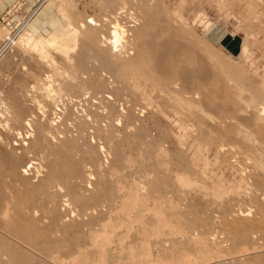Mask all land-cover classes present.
<instances>
[{
    "label": "rangeland",
    "instance_id": "obj_1",
    "mask_svg": "<svg viewBox=\"0 0 264 264\" xmlns=\"http://www.w3.org/2000/svg\"><path fill=\"white\" fill-rule=\"evenodd\" d=\"M103 1L0 0V163L2 161L0 165L3 166L0 167V189L4 202V212L0 214V219L3 218V221L9 222L10 218H8V215L15 219V212L18 211L15 208L18 206L17 208H19L21 213L23 210L24 213L22 214H25L26 220L36 222L37 231L34 232L33 237L38 242L37 246L33 247L14 233L12 225H8L9 227H6L7 230L0 226V236H2L0 240L6 241L5 243L11 245L14 249L11 254L0 250V264H12L13 257L24 258V255L26 259L22 260L23 264H32L33 262V264H94V262L95 264H109L110 262V264H170L172 263L170 262L172 259L174 261L173 257H175V253H178L182 249L181 243H187L189 239L192 240H189V243L192 242V245L196 243L195 245L200 246L201 249L204 247L202 253L209 259L215 255L216 258H211L213 262L217 261L219 264H231L232 262V264H242L243 262L248 264H264V259H262L263 261L261 260V258H264V241L260 240V237L264 240V230L262 229L264 228V223L260 221H264V216H262L264 215V207H262L264 205V0H139V2L138 0H124L123 3L126 4L125 7L127 6V9L125 8L127 16L128 14L129 16L133 15L136 11L142 13L144 7L148 8V14L143 13L144 17L148 15V19L147 17H143L141 18L142 20L140 19L141 22H139L140 26L144 25L146 28V34L149 33L153 26L173 25L172 27L179 33L180 38L178 39L184 43L185 55L180 64H185L183 67L189 69V73H193L189 75H194L193 78L186 75L193 82L187 78L185 80L182 78L184 80L182 81L180 80L181 76L173 75L162 84L147 79L136 72L133 65L127 64L126 61L122 62V58L125 56L120 55V52H124V47L126 46L123 43V38L119 41V45L122 42V45L125 46L122 49L117 44L116 51L110 52L112 54V61L110 63H107L105 66V63L103 65L101 61L97 62L99 57L93 53L96 50L91 49L90 51L92 47L87 43L90 40L86 36L84 37L83 30L93 33L95 27L98 25L89 23L86 19L89 17H92L95 21L101 19L102 15L106 12L105 5L107 4L108 7L111 3L119 4L120 0ZM134 3L135 5H133ZM136 3L139 8H143L141 11ZM100 4L105 5L100 6ZM74 27H78L77 31L70 38L67 34L71 33ZM102 33H105L104 36L109 34L107 31ZM5 34L11 37L10 42L3 36ZM81 35L85 38L86 44ZM21 36L24 38L31 36L36 41L42 38V42H45V45L41 46L43 48L33 47L23 42L25 39L20 41ZM51 41L57 43L50 44ZM46 42H50V45H47ZM62 42L65 44L62 45ZM118 47L119 49H117ZM77 54L80 55L78 56ZM122 54L124 55V53ZM196 55H201L199 57L203 62L199 60L200 64L203 63L204 65L205 62L206 66H204L206 68L203 69L202 65V71L199 68L200 64H198L199 69L197 68L198 59L200 58L197 59L198 56ZM81 66L84 67L82 68ZM86 66L87 68L90 66V68L87 69ZM192 67L197 69L194 68V70ZM205 69L206 72L203 73ZM199 70L203 73L202 75H205L201 76ZM195 71L199 72L200 75L198 73V76ZM90 74H93L92 79L95 77L93 84L89 80ZM205 77L207 78L205 79ZM86 80H88L89 86L93 85V87L91 86L92 88L87 86ZM98 82L102 84L100 85ZM172 84L178 86L176 88L174 86V89L173 86L172 88L170 87ZM187 84L189 86L186 87ZM183 86L185 89L182 92L180 89ZM199 87L206 88L207 90L203 88V90H206V94ZM198 89L202 92H200L202 98L198 95ZM14 97L24 110L21 116H14L10 111ZM200 102H202V106L199 104ZM195 106L200 107V109ZM108 112L112 114H110L112 117ZM94 113L96 117H94ZM97 113L105 114L104 118L102 117L103 115L98 116ZM119 114L121 119L118 116ZM76 115L78 117L75 119ZM62 116L65 117L63 118ZM56 118L59 121L61 119L65 121H58L57 124L55 123ZM95 118L96 121L98 119L101 122L100 125H97L99 122L97 121V123ZM47 120L49 122L54 120L55 125L52 124L53 122L51 123L54 128L48 127L49 122ZM63 123H65L64 126L62 125ZM213 124L215 127L217 125L216 129L213 127ZM37 125L44 127L46 137L48 138L43 140V145L37 147L38 149L32 147V142L36 139L35 128ZM56 125H61L60 128L63 126L65 131L63 130L64 128L61 131ZM124 125L126 128L123 127ZM55 127L59 129V132ZM92 127L95 131L92 130ZM110 127L112 129H109ZM49 129L53 130L48 132ZM127 131L129 132L127 133ZM74 132L78 135L74 134ZM49 134L52 137L54 135V138H51ZM63 137H68V140L64 141ZM51 140H55V142ZM50 143H56V145L52 146ZM14 145L15 147H13ZM68 145L70 146L67 147ZM221 146L225 148L222 150ZM77 147H79L78 150ZM33 148L37 150L34 151ZM103 148L107 151L108 149L110 151L114 149V151L107 152ZM60 149L62 154L68 153L70 158L66 153L68 157L63 155L61 159L58 158L57 156H62L59 151ZM32 151L34 152L32 153ZM56 151H59L60 154ZM44 152L48 156L52 154V157L45 155V159L48 157V162H44V165L42 164V169L41 160L44 158ZM13 153L14 155H12ZM73 153H75V156L77 154V156L72 155ZM39 154L40 156L42 155L41 160H39ZM53 154H57V156ZM228 154L231 155L229 156ZM97 155H99L98 158ZM49 158L54 159V161ZM64 158L69 161L64 160ZM56 159L57 164L55 162ZM37 161H40V166ZM58 161H61V166ZM64 162H70V164L66 165ZM97 162H100V166H98ZM62 164L66 165L69 169L64 166L63 168ZM108 164L114 166L109 168ZM103 165H108V168L113 170H107V166L103 167ZM13 166L17 172L12 177L13 172L11 168ZM52 166L54 170H52ZM73 166L76 170H72ZM37 167H40L41 171ZM62 168L67 170V172L65 170V172H62ZM84 168L89 169L84 170ZM45 169L62 172L63 174L61 173V176H59L61 179L59 177H54L56 179H53V176L50 174L51 171ZM36 170L40 172L37 173ZM250 170L253 171L248 174ZM254 170L256 171L255 173ZM94 171L96 172L94 173ZM109 171L112 173L115 171L112 174L113 176L110 175L111 172ZM22 173L28 177L25 178ZM89 176H93L91 181H89V178H91ZM102 176L107 180L105 181ZM4 178H8L9 180L6 179L8 181H5L3 180ZM66 179L70 182L74 181L71 183L72 185H76L72 187L71 183L67 182ZM64 181L68 184L64 183ZM7 182H10V187L7 185ZM90 182L93 183L91 184ZM2 183H5L4 185L11 192H6L7 190L5 189L8 188H5ZM88 183H90L91 187L95 185V188H91L87 185ZM56 185L60 187L58 188ZM100 186L104 191L102 188L98 189ZM261 186L263 187L262 189L260 188ZM130 187H133V190ZM66 188L68 191H66ZM60 189L63 195L60 193ZM253 190H255L256 194ZM42 191L47 192V195ZM58 191L59 193H57ZM12 192L14 193L13 196H9ZM48 192L50 193L48 194ZM65 192H71V194L66 193V197L64 195ZM81 192L86 193L80 195L83 200L80 197L78 198L77 195L81 194ZM90 194H95L96 197L94 195L90 196ZM45 195L46 197H43ZM60 195L66 199H62V196L60 198ZM84 195H88L89 199ZM135 195L137 198H135ZM12 197H15V199L13 198V200ZM69 197L71 201H66L69 200ZM11 199L14 201V204H12ZM63 201L67 205L64 206ZM258 201L261 203L258 204ZM256 203L261 208L257 207ZM79 205L81 208H79ZM14 206L15 208L13 209ZM57 206H60V209ZM62 207L66 208V210ZM175 207H178L176 211ZM142 208L147 210L145 211ZM165 208L166 212L168 211L167 213L165 212ZM94 209L98 211V215ZM259 209H263V214H260ZM74 210L76 212L71 213ZM156 210L157 213L155 212ZM113 211L115 212V216ZM180 211H183L182 214ZM10 212L14 214H10ZM227 212L228 216L225 214ZM235 212L238 213V215L236 214L237 216ZM248 212H250V215ZM46 213L49 214V219H47ZM223 213L225 214L223 220L226 219L227 221L229 220L226 217L229 219L233 217L234 219L238 218V222L242 219L247 223L253 220L259 221L260 226L257 229V233H253L254 228H252V235L242 237L239 241H234L235 239L233 238L224 240L225 242L223 239L220 240L216 233L224 227L221 223ZM230 214H234V216L229 217ZM257 214L260 218L257 217ZM123 215L124 217H122ZM194 216L198 217V219ZM243 216L249 217L247 219L250 221H247ZM6 217L8 220H6ZM120 217L121 219H119ZM76 219L78 220L76 221ZM69 221L71 222L69 223ZM213 221L215 223L211 224L210 222ZM72 222L74 223L73 225H71ZM104 223L108 226H104ZM216 223L220 224L217 225ZM48 225L51 226L52 231L48 228ZM215 225L217 231H212L211 227L213 226V230H215ZM139 226L141 229H139ZM93 230H96L95 233ZM213 232L215 234L210 238ZM199 234L201 235L199 236ZM69 236L77 241L70 240L71 237ZM59 238L60 241H57ZM89 238L91 239L89 240ZM65 240L66 243H64ZM84 240L87 241L84 242ZM242 240L243 242H241ZM16 241L18 242L16 243ZM71 241L73 245H71ZM171 241L179 245L178 247L176 246V251L174 249L171 250L172 252L168 251ZM205 241L211 244H205ZM200 242L201 245H199ZM226 242L228 243L227 245ZM236 242L240 244H236ZM219 243L222 244V247ZM60 244L61 246L63 245L62 248ZM212 244L213 246H211ZM70 245L73 248L71 247L69 250ZM217 246L219 249L222 248V250L220 249L219 251ZM39 247L44 249V256H42L43 254L39 250ZM153 247L157 251H160V248L164 247L167 249V252L162 255L159 251L156 252ZM213 247H216L217 250ZM56 248L59 252H63L57 253ZM232 248L233 250H230ZM236 248H239L240 252ZM253 254L256 257L252 258ZM171 255L173 256L171 257ZM245 255L249 260L252 258L251 262ZM34 256L37 261L34 259ZM239 258L241 261H239ZM231 259L233 260L232 262ZM185 260L191 264V255L186 254ZM242 260L244 261L242 262ZM246 260L248 262H245ZM67 261L71 262L68 263ZM210 261V263H213L212 260Z\"/></svg>",
    "mask_w": 264,
    "mask_h": 264
},
{
    "label": "bare ground",
    "instance_id": "obj_2",
    "mask_svg": "<svg viewBox=\"0 0 264 264\" xmlns=\"http://www.w3.org/2000/svg\"><path fill=\"white\" fill-rule=\"evenodd\" d=\"M103 1V0H102ZM108 1V0H107ZM107 1H103V2H107ZM121 1V2H120ZM119 1V4H114V3H111L110 5H108V7H107V4L105 5L106 6V12L102 15L103 17L101 18V19H99V20H97V21H95L92 17H87L88 19H86L89 23H92V24H96V26L97 27H95V31H93V33H89V32H85V30H83V29H80V30H83V32H84V37L86 36L90 41L88 42L87 41V43H89L90 44V46L92 47V48H90V51H91V49H95L96 50V52H93V53H95V54H97L96 56L97 57H99V59L97 60V62H99V61H101V63H103V65H104V63H105V66L107 65V63H110L112 60V54H110V52H113V50H115L116 49V46H117V44H118V46L119 47H124L125 45V50H124V52H120L121 54L120 55H122V56H125L124 58H122L123 60H122V62L124 61H126L127 62V64H131V66L133 65V67H134V69H135V71L136 72H138L140 75H142V76H145L147 79H149V80H151V81H157L158 83H160V84H162V83H165L166 82V80L168 79V78H171L173 75H178V76H181V79H180V77H179V79L180 80H182V78L185 80V78H187L186 77V75H188V77H191V78H193V76L194 75H192V76H189L190 75V73H189V69H187L186 67H183V66H185V64L184 65H181L180 63H182V59H184L183 57H184V55H185V50H184V48H185V46L183 45L184 43H182L178 38H180L179 37V33L176 31V29L174 28V27H172L173 25H158V26H153L151 29H150V31H149V33H147L146 34V28L144 27V25H142V26H140L139 24V22H141L140 21V19L141 18H143L144 16H143V13L144 14H148V8L147 7H144V9L143 8H139L138 7V5H137V3H136V5H137V7L140 9V11H141V9H143L142 10V13L141 12H137L136 11V13H134L133 15H130L129 16V14H128V16L126 15V9H127V6L125 7V3H123L124 2V0H120ZM136 1V0H135ZM142 1V0H141ZM110 2V1H109ZM134 2V1H133ZM138 2H139V0H138ZM101 3V2H100ZM150 3V2H149ZM101 4H103V3H101ZM100 4V6H104V5H101ZM152 4V3H151ZM133 5H135V3L133 4ZM150 5V4H149ZM134 7V6H133ZM136 7V6H135ZM103 8H105V7H103ZM126 8V9H125ZM133 9H135V8H133ZM105 10V9H104ZM103 10V11H104ZM149 10H150V8H149ZM131 11V10H130ZM134 12V11H133ZM150 12H151V10H150ZM150 12H149V14H150ZM148 15H146V17H147ZM146 17H144V18H146ZM147 19H148V17H147ZM142 20V19H141ZM86 21V22H87ZM87 22V23H88ZM86 23V24H87ZM88 23V24H89ZM80 25V24H79ZM82 25H83V23H82ZM80 27H82V26H80ZM86 27H87V29H88V26L86 25ZM181 27V26H180ZM77 28L78 27H74L72 30L73 31H71V33H69V34H67V35H69V37L71 38L75 33H76V31H77ZM79 30V31H80ZM98 30H99V32H98ZM120 30V31H119ZM179 30V29H178ZM100 31H101V33L102 32H105V31H107L109 34H106V36H104L105 35V33H100ZM82 32V33H83ZM180 32V31H179ZM66 35V36H67ZM108 35H110V36H108ZM5 38H7V40L10 42V40H11V37L9 36V35H7V34H5V35H3ZM61 36V35H60ZM65 36V37H66ZM82 37H83V35H81ZM13 37V36H12ZM62 37V36H61ZM83 37V40H85V38ZM38 38V37H37ZM41 38V37H40ZM68 38V37H67ZM123 38V43H125V45L123 46L122 44V42H121V45H119V41H121V39ZM187 38V37H186ZM25 39V40H24ZM69 39V38H68ZM82 39V38H81ZM192 39V38H191ZM190 39V40H191ZM6 40V39H5ZM20 41H23V42H25V43H27V44H29V45H31V46H33V47H41V46H44L45 44V42L43 43L42 41V38L41 39H39L38 41H36V40H34V39H32L31 38V36L30 37H27V38H24L23 36H21L20 37V39H19ZM41 40V42H39ZM7 41V42H8ZM47 41V40H46ZM50 41V40H49ZM47 43V45L50 43V42H46ZM52 43H57V42H52L51 41V43L50 44H52ZM84 43L86 44V40L84 41ZM9 44V43H8ZM41 44V45H40ZM49 44V45H50ZM62 45H64L65 43L64 42H62L61 43ZM58 45V44H57ZM6 46V45H5ZM87 47V46H86ZM119 47L117 48V49H119ZM137 47V48H136ZM41 48H43V47H41ZM64 48H66V47H64ZM120 48V50L122 51V49ZM135 48H136V50H135ZM2 49H3V46H2ZM1 49V50H2ZM81 49V48H80ZM82 50H84V49H82ZM188 50V49H187ZM80 51V50H79ZM116 51V50H115ZM196 51V50H195ZM83 53V52H82ZM122 53H124V55L122 54ZM126 53V54H125ZM195 54H198V53H195ZM78 55V54H77ZM76 55V57L78 58V56L80 55H78L77 56ZM117 56V55H116ZM196 56H198L197 57V59L198 58H200L201 57V55H196ZM200 56V57H199ZM96 57V58H97ZM80 59V58H79ZM120 59H121V56H120ZM78 60V59H77ZM76 60V61H77ZM201 61V58L200 59H198V63H197V65L198 64H200V61ZM78 61H80V60H78ZM95 61V60H94ZM201 62H203V61H201ZM77 64H78V62H76ZM82 63V62H81ZM100 63V64H101ZM74 64H75V62H74ZM85 64V63H84ZM97 64V63H96ZM117 64V63H116ZM207 64V63H206ZM91 65V64H90ZM123 65V64H122ZM202 65H203V63L202 64H200V67H199V65L197 66V68L199 67L200 68V70L202 71ZM204 65H205V62H204ZM203 65V69L204 68H206L205 66ZM85 66V65H84ZM83 66V67H84ZM118 66V65H117ZM82 67V66H81ZM82 67V68H83ZM188 67V66H187ZM208 67V66H207ZM82 68H80L81 70H82ZM86 68H87V66H86ZM89 68H90V66H89ZM89 68H87V69H89ZM193 69L195 68V67H192ZM197 68H195V69H197ZM198 68V69H199ZM85 69V68H84ZM192 69V70H193ZM194 69V70H195ZM80 70V71H81ZM86 70V69H85ZM199 70V71H200ZM209 70V69H208ZM87 71V70H86ZM198 71V70H197ZM197 71H195L196 73H197ZM200 71V73H201V76H204V75H202L204 72H206V69H205V71H203V73ZM83 72V71H82ZM199 73V72H198ZM198 73H197V75H198ZM200 73H199V75H200ZM191 74H193V73H191ZM87 75V74H86ZM94 75H95V73H94ZM198 75V76H199ZM90 77H89V80H90V82H92L91 84H93L94 83V78L92 79L91 77L93 76V74L91 75H89ZM95 76H97V75H95ZM200 76V77H201ZM206 76H207V74H206ZM80 77V76H79ZM196 77V76H195ZM194 77V78H195ZM174 78H176L175 76H174ZM178 78V77H177ZM207 77H205V79H206ZM187 79H189V78H187ZM186 79V80H187ZM184 80H182V81H184ZM189 80H191V79H189ZM188 80V81H189ZM198 80H200V79H198ZM87 81V84H88V80H86ZM181 81V82H182ZM187 81V83H189ZM192 81V80H191ZM191 81H190V83H191ZM193 82V81H192ZM176 83V82H175ZM178 83V82H177ZM185 83V82H184ZM90 84V85H91ZM98 84H102V83H99L98 82ZM170 84V83H169ZM195 84V83H194ZM204 84V83H203ZM96 85V84H95ZM152 85V84H151ZM178 85H179V83H178ZM178 85H170V87L172 88V86H173V88H174V86H175V88L178 86ZM193 85V84H192ZM87 86H89V84L87 85ZM92 87H93V85H91ZM91 86H89V87H91ZM180 86V85H179ZM185 86V85H184ZM183 86V88H181L180 90L183 92V89H185V87ZM187 86H189V84H187L186 85V87ZM91 87V88H92ZM167 87H168V85H167ZM169 87V88H170ZM182 87V86H181ZM192 87V86H191ZM174 88V89H175ZM200 89L202 88V87H199ZM204 88V87H203ZM203 88L201 89V91L203 90ZM187 89V88H186ZM191 89V88H190ZM200 89H198V91H199V97H201L202 98V95L200 96ZM204 89H206V88H204ZM95 90V89H94ZM179 90V91H180ZM207 90V89H206ZM206 90H203L204 91V93L206 92ZM185 91V90H184ZM188 91H191V90H188ZM202 91V92H203ZM118 92V91H117ZM192 92V91H191ZM201 92V93H202ZM203 93V94H204ZM206 94V93H205ZM207 97V96H206ZM20 100V99H19ZM203 100V99H202ZM204 101V100H203ZM211 103V102H210ZM199 104H201V106H202V102H200ZM205 104V103H204ZM103 106V105H102ZM197 106V105H196ZM195 106V107H196ZM219 106V105H218ZM40 107H42V106H40ZM205 107V106H204ZM104 108H106V107H104ZM107 108H109V107H107ZM196 108H199L200 109V107H196ZM208 108V107H207ZM213 108V107H212ZM75 109V108H74ZM112 109V108H111ZM110 109V110H111ZM45 110V109H44ZM91 110V109H90ZM96 110V109H95ZM208 110H210L209 108H208ZM12 113H13V115L14 116H21V115H23V113H24V110H23V108L21 107V105L19 104V102H18V100L14 97V102H13V104H12V106H11V110H10ZM71 111V110H70ZM104 111V110H103ZM90 112H92V111H90ZM96 112V111H95ZM102 112V111H101ZM70 113V112H69ZM69 113H66V114H69ZM75 113V112H74ZM73 113V114H74ZM103 113V112H102ZM109 113V112H108ZM28 114V113H27ZM76 114V113H75ZM78 114V113H77ZM107 114V113H106ZM111 113H109V115H110ZM97 115L99 116V115H103L102 117L104 118V115L105 114H98L97 113ZM112 115V114H111ZM110 115V116H111ZM71 116H72V114H71ZM70 116V117H71ZM109 116V117H110ZM119 116V118L121 119V117H120V114L118 115ZM118 116H117V119H118ZM63 117V116H62ZM65 117V116H64ZM63 117V118H64ZM73 117V116H72ZM78 116L76 115V117H75V119L77 118ZM94 117H96V115H95V113H94ZM93 117V118H94ZM112 117V116H111ZM53 119H54V117H52ZM52 118H51V120H52ZM79 118H82V117H79ZM107 118V117H106ZM45 119V118H44ZM50 119V118H49ZM58 118H56L55 120H56V122L55 123H57L58 124V121L59 120H57ZM68 119H70V118H68ZM67 119V120H68ZM100 119V118H99ZM64 120V119H63ZM63 120L61 119V121H59V122H63ZM73 120H74V118H73ZM82 120V119H81ZM86 120V119H85ZM90 120V119H89ZM109 120V119H108ZM110 120H111V118H110ZM48 121V120H47ZM65 121V120H64ZM83 121H84V119H83ZM95 121H96V118H95ZM97 121H98V119H97ZM96 121V122H97ZM105 121H106V119H105ZM116 121V120H115ZM27 122V121H26ZM36 122V121H35ZM37 122H38V119H37ZM46 122V121H45ZM49 122V121H48ZM53 122V123H52ZM50 121L49 123H48V127H53L54 128V126H52L51 125V123L53 124V125H55V123H54V120L53 121ZM70 122V121H69ZM71 122H72V119H71ZM96 122H95V124H96ZM99 122V124H97V125H100V121H98ZM97 122V123H98ZM117 122H118V120H117ZM73 123H75V122H73ZM85 123V122H84ZM83 123V124H84ZM90 123V122H89ZM92 123V122H91ZM107 123L109 124V122L107 121ZM113 123V122H112ZM23 124V123H22ZM27 124V123H26ZM43 124V123H42ZM64 124L65 123H63L62 125L64 126ZM80 124V123H79ZM82 124V125H83ZM87 124V123H86ZM85 124V125H86ZM215 124V123H214ZM213 124V125H214ZM216 124H217V122H216ZM218 125V124H217ZM217 125H216V127H217ZM220 125V124H219ZM58 125H56V127H57ZM62 126V128H64ZM75 126V125H74ZM80 127H81V125H79ZM78 126V127H79ZM102 126V125H101ZM109 126H110V124H109ZM47 127V126H46ZM55 127V128H56ZM61 127V125L60 126H58V128L62 131V128H60ZM66 127H68V126H66ZM98 127V126H97ZM124 128H126L125 127V125L123 126ZM215 129H216V127H215V125L213 126ZM219 127V126H218ZM222 127V126H221ZM58 128H56V129H58ZM86 128V127H85ZM99 128V127H98ZM106 128V127H105ZM224 128V127H223ZM29 129V128H28ZM36 139L32 142V147H41L42 145H43V140L46 138V139H48L46 136V133H45V129H44V127L43 126H40V125H37L36 126ZM59 129L57 130L58 132H59ZM67 129V128H66ZM81 129V128H80ZM109 129H112V127H110ZM128 129V128H127ZM217 129H219V128H217ZM222 129V128H221ZM51 130H53V129H49V131L48 132H50ZM64 131H65V128L63 129ZM78 130V129H77ZM83 130V129H82ZM85 130V129H84ZM92 130H93V127H92ZM97 130V129H96ZM100 130V129H99ZM107 130V129H106ZM114 130V129H113ZM220 130V129H219ZM254 130V129H253ZM93 131H95V130H93ZM112 131V130H111ZM115 131V130H114ZM222 131V130H221ZM67 132H68V134H69V131L67 130ZM77 132V131H76ZM82 132V131H81ZM97 132V131H96ZM107 132H108V130H107ZM123 132V131H122ZM129 131H127V133H128ZM140 133H141V131H139ZM223 132V131H222ZM261 132V131H260ZM55 133V132H54ZM66 133V132H65ZM64 133V134H65ZM95 133V132H94ZM99 133V132H98ZM101 133V132H100ZM116 133V132H115ZM124 134H125V132H123ZM257 133V132H256ZM56 134V133H55ZM74 134H77V133H75L74 132ZM102 134H104V133H102ZM107 134V133H106ZM110 134H111V132H110ZM122 134V133H121ZM59 135H61L60 133H59ZM78 135V134H77ZM95 135V134H94ZM109 135V134H108ZM123 135V134H122ZM259 135V134H258ZM261 136H263L262 134H260ZM49 136L51 137V138H54V135H53V137H52V135H50L49 134ZM71 136V135H70ZM99 136V135H98ZM101 136V135H100ZM105 136V135H104ZM119 136V135H118ZM81 137V136H80ZM103 137V136H102ZM108 137V136H107ZM120 137H122V136H120ZM124 137V136H123ZM122 137V138H123ZM264 137V136H263ZM60 138V137H59ZM68 137H63V140L65 141L66 139H67ZM78 138V137H77ZM105 138V137H104ZM73 139H74V137H73ZM80 139V138H79ZM260 139V138H259ZM264 139V138H263ZM262 139V140H263ZM62 140V141H63ZM68 140V139H67ZM66 140V141H67ZM72 140V139H71ZM256 140H258V139H256ZM51 141H53V142H55V140H51ZM51 141H49V142H51ZM58 141H59V139H58ZM61 141V140H60ZM74 141H76V140H74ZM108 141V140H107ZM47 142V141H46ZM69 142V141H68ZM71 142V141H70ZM85 142V141H84ZM111 142H113V141H111ZM64 143V142H63ZM74 143H76V142H74ZM77 143H78V140H77ZM76 143V144H77ZM82 143V142H81ZM44 144H45V142H44ZM49 144V143H48ZM48 144H47V146H48ZM67 144V143H66ZM108 144V143H107ZM112 144V143H111ZM18 145H20V144H18ZM50 145H56V143L55 144H51L50 143ZM60 145V144H59ZM59 145H57L58 147H59ZM64 145V144H63ZM62 145V146H63ZM72 145V144H71ZM75 145V144H74ZM73 145V146H74ZM82 146H83V143L81 144ZM87 145V144H86ZM222 145V144H221ZM17 146V145H16ZM31 146V145H30ZM51 146V147H52ZM56 146V147H57ZM70 145H68L67 147H69ZM13 147H15V145L13 146ZM20 147V146H19ZM50 147V146H49ZM50 147V148H51ZM57 147V148H58ZM108 147H112V146H108ZM107 147V148H108ZM222 147V146H221ZM220 147V148H221ZM33 148V149H34ZM44 148V147H43ZM50 148H48V149H50ZM53 148V147H52ZM66 148V147H65ZM64 148V149H65ZM74 148V147H73ZM78 148L79 147H77V150H78ZM106 148V147H105ZM117 148V147H116ZM223 148H225V147H222L221 149L223 150ZM8 149V148H7ZM38 149V148H37ZM37 149H34V151L35 150H37ZM46 149H47V147H46ZM53 149H55V148H53ZM52 149V150H53ZM62 150H63V148H61ZM61 149L59 150L60 152H61ZM110 149H112V148H110ZM10 150H12V149H10ZM9 150V151H10ZM30 150V149H29ZM57 150V149H56ZM84 150V149H83ZM82 150V151H83ZM103 150H106V149H104L103 148ZM34 151H32V153L34 152ZM44 151H45V149H44ZM53 151H55V150H53ZM52 151V152H53ZM59 151H56V152H59ZM80 151V150H79ZM107 151V150H106ZM108 151H110L109 149H108ZM107 151V152H108ZM112 151H114V149L112 150ZM112 151H110V152H112ZM116 151H117V149H116ZM30 152H31V150H30ZM43 152V151H42ZM47 152H48V154H49V151L47 150ZM56 152H54V153H56ZM60 152H59V154H60ZM68 152V151H67ZM51 153V152H50ZM66 153V152H65ZM65 153H63L62 154V152H61V154H62V156H57V154L55 155V154H53V155H55V156H57L58 158H62L63 157V155H65V157H68L69 156V158H70V155L68 154V153H66V154H68V156L65 154ZM98 153V152H97ZM96 153V154H97ZM116 153V152H115ZM37 154V153H36ZM42 154V153H41ZM48 154H46V152H44V154H43V156H44V158L43 159H45V155H47L48 156ZM71 154V153H70ZM75 153H73L72 155H74ZM100 154V153H99ZM12 155H14V153L12 154ZM35 155V154H34ZM229 156L231 155V154H228ZM1 156V155H0ZM39 156H40V154H39ZM39 156H37V157H39ZM42 156V155H41ZM41 156L39 157V160H41L40 158H41ZM50 157H52V154L51 155H49ZM48 156V157H49ZM75 156V155H74ZM76 156H77V154H76ZM75 156V157H76ZM96 156V155H95ZM98 156L99 155H97V158H98ZM101 156V155H100ZM236 156V155H235ZM48 157H46V161L44 160L43 161V159L41 160L42 162H41V166H42V164L44 165V162H48ZM54 157V156H53ZM57 158V159H58ZM72 158V157H71ZM96 158V157H95ZM50 159V158H49ZM54 159H55V157H54ZM54 159H50V160H53L54 161ZM57 159H56V164H57ZM5 160V159H4ZM64 160H68V159H66V158H64ZM74 160V159H73ZM235 160H237V159H235ZM32 161V160H31ZM69 161V160H68ZM77 161V160H76ZM96 161V160H95ZM98 161V160H97ZM100 161V160H99ZM6 162V161H5ZM9 162V161H8ZM34 162V161H33ZM38 162V161H37ZM51 162V161H50ZM61 161H58V163H59V165L61 164L60 163ZM236 162V161H235ZM4 163V162H3ZM40 163V161L38 162V164ZM66 165H68V164H70V162H68V163H66V162H64ZM98 163V162H97ZM0 164H2V161H1V163ZM52 164V163H51ZM80 164V163H79ZM104 164V163H103ZM66 165H64V164H62V167L64 166V167H66V168H68ZM76 165V164H75ZM101 165H102V162H101ZM109 165V164H108ZM108 165H106L107 166V170L112 166H110L109 165V168H108ZM39 166H40V164H39ZM61 166V165H60ZM81 166H83V165H81ZM98 166H100V162L98 163ZM97 166V167H98ZM106 166H104L103 165V167H106ZM114 166V165H113ZM112 166V167H113ZM0 167H3L2 165H0ZM11 167V166H10ZM63 167V168H64ZM74 167V166H73ZM72 167V170L73 169H75V167L73 168ZM76 167H77V165H76ZM83 167H86V166H83ZM111 167V168H112ZM8 168V167H7ZM38 169L40 168V167H37ZM45 168V167H44ZM49 168H51L50 166H49ZM52 168H53V166H52ZM62 168V169H63ZM258 168H259V166H258ZM3 169V168H2ZM4 169H5V167H4ZM10 169V168H9ZM36 169V168H35ZM37 169V170H38ZM42 169H43V166H42ZM61 169V168H60ZM59 169V170H60ZM69 169V168H68ZM79 169V168H78ZM85 169H89V168H84V170ZM116 169V168H115ZM244 169V168H243ZM23 171H24V169H22ZM37 170H36V172H37ZM40 171H41V169H39ZM45 170H48V169H45ZM52 170H54V168L52 169ZM65 169H63V170H61L62 172L64 171ZM76 170V169H75ZM91 170V169H90ZM89 170V171H90ZM100 170V169H99ZM109 170H111V169H109ZM113 170V169H112ZM111 170V171H112ZM256 170V169H255ZM254 170V173L256 172ZM4 171V170H3ZM7 171V170H6ZM6 171H5V173H6ZM10 171V170H9ZM11 171L13 172L12 173V177H13V175H14V173H16L17 171H16V169H15V167L13 166L12 168H11ZM39 171V172H40ZM48 171H51L50 169L48 170ZM66 172H67V170H65ZM64 171V172H65ZM83 171V170H82ZM81 171V172H82ZM105 171V170H104ZM111 171H109V172H111ZM117 171V170H116ZM253 171V170H252ZM251 170L248 172V174L249 173H251L252 172ZM39 172H37V173H39ZM62 172H60V171H51L50 172V174L53 176V179H56L57 177H59V176H61V173ZM77 172V171H76ZM85 172V171H84ZM96 171H94V173H95ZM115 172V171H114ZM113 172V173H114ZM24 173H26V172H24ZM69 173V172H68ZM67 173V174H68ZM91 173V172H90ZM89 173V174H90ZM105 173V172H104ZM112 172L110 173V175H112L113 174ZM253 173V174H254ZM7 174H8V172H7ZM10 174V173H9ZM23 174V173H22ZM44 174H45V172H44ZM63 174V173H62ZM65 175H66V173H64ZM73 174H74V172H73ZM88 174V175H89ZM24 175V174H23ZM26 175V174H25ZM24 175V176H25ZM64 175V176H65ZM72 175V174H71ZM94 175V174H93ZM255 175V174H254ZM7 176H9V175H7ZM19 176V175H18ZM50 176V175H49ZM48 176V177H49ZM52 176H51V178H52ZM73 176V175H72ZM87 176V175H86ZM113 176V175H112ZM26 177H28V176H25V178ZM54 177H56V178H54ZM69 177H70V174H69ZM89 177H91V178H89ZM89 177H87V178H89L90 180L89 181H91V179H92V177L93 176H89ZM103 177V179H104V176H102ZM110 177V176H109ZM3 178V177H2ZM1 178V179H2ZM21 178V177H20ZM30 178V177H29ZM72 179H73V177H71ZM75 178V177H74ZM86 178V179H87ZM112 178V177H111ZM6 179H8V178H4L3 180H5V181H8V180H6ZM16 179V178H15ZM22 179V178H21ZM59 179H61L60 177H59ZM62 179H63V176H62ZM83 179H85V178H83ZM94 179V178H93ZM101 179V178H100ZM118 179V178H117ZM120 179V178H119ZM253 179H255V178H253ZM29 180V179H28ZM45 180V179H44ZM65 180V179H64ZM67 180V179H66ZM105 180V179H104ZM107 180V179H106ZM105 180V181H106ZM112 181H113V179H111ZM256 180H257V178H256ZM12 181V180H11ZM23 181V180H22ZM34 181V180H33ZM38 182H39V180H37ZM50 181V180H49ZM56 181V180H55ZM117 181V180H116ZM126 181V180H125ZM1 182H3L2 180H1ZM43 182V181H42ZM48 182V181H47ZM51 182V181H50ZM59 182H61L60 180H59ZM66 181H64V183H65ZM67 182H70V181H68L67 180ZM66 182V183H67ZM72 183L74 182V181H71ZM70 182V183H71ZM100 182H102V181H100ZM109 182V181H108ZM108 182H106L107 184H108ZM119 182H120V180H119ZM33 183H35V182H33ZM44 183V182H43ZM53 183V182H52ZM63 183V182H62ZM63 183V185H65ZM72 183L70 184V185H72ZM91 184L93 183V182H90ZM90 183H88L87 185H89ZM131 183V182H130ZM133 183V182H132ZM257 183V182H256ZM1 184V183H0ZM3 184V183H2ZM5 184V183H4ZM3 184V185H4ZM25 184V183H24ZM51 184V183H50ZM58 184V183H57ZM68 184V183H67ZM102 184H104V183H102ZM117 184V183H116ZM122 184V183H121ZM257 184H259V183H257ZM3 185H2V187H3ZM7 185L10 187V182H7ZM53 185V184H52ZM60 185H62V184H60ZM62 185V186H63ZM76 185V184H75ZM74 184L72 185V187L73 186H75ZM104 185H106V184H104ZM132 185V184H131ZM131 185H129V186H131ZM5 186V185H4ZM28 186V185H27ZM43 186H45V185H43ZM43 186H41V187H43ZM49 186V185H48ZM57 187H58V185H56ZM79 186V185H78ZM90 186V185H89ZM97 186V185H96ZM7 186H5V188H6ZM14 187V186H13ZM33 187V186H32ZM40 187V188H41ZM46 187V186H45ZM60 187V186H59ZM58 187V188H59ZM63 187H65V186H63ZM66 187H69V186H66ZM80 187V186H79ZM78 187V188H79ZM85 187V186H84ZM91 187V186H90ZM118 187V186H117ZM123 187V186H122ZM121 187V188H122ZM127 187V186H126ZM134 187V186H133ZM132 187V188H133ZM264 187V186H263ZM262 186L260 187L261 189L263 188ZM4 188V189H5ZM8 188V187H7ZM34 188V187H33ZM36 188V187H35ZM52 188V187H51ZM77 188V187H76ZM81 188V187H80ZM91 188H95V185L94 186H92ZM100 188H102L101 186L98 188V189H100ZM131 188V187H130ZM131 188V189H132ZM135 188V187H134ZM47 189V188H46ZM50 189V188H49ZM64 189V188H63ZM96 189H97V187H96ZM138 189V188H137ZM136 189V190H137ZM5 190H7L6 192H8V191H10L9 190V188L8 189H5ZM36 190V189H35ZM43 190V189H42ZM52 190V189H51ZM69 190H70V188H69ZM73 190V189H72ZM72 190H71V192H72ZM77 190V189H76ZM80 190V189H79ZM102 190H103V188H102ZM101 190V191H102ZM119 190V189H118ZM133 190V189H132ZM4 191V190H3ZM47 191V190H46ZM50 191V190H49ZM54 191H56V190H54ZM66 191H68L67 190V188H66ZM82 191V190H81ZM104 191V190H103ZM11 192V191H10ZM13 192H14V190H13ZM12 192V194L10 195L9 194V196H13V193ZM39 192V191H38ZM42 192H44V194H46L47 192H45V191H42ZM41 192V193H42ZM51 192V191H50ZM50 192H48V194L50 193ZM63 192V191H62ZM71 192H65V194L64 195H66V193H69V194H71ZM76 192V191H75ZM84 192H85V190H84ZM88 192H90V191H88ZM91 192H93L92 190H91ZM129 192V191H128ZM131 192V191H130ZM253 192L255 193V190H253ZM253 192H251V193H253ZM1 189H0V214L1 213H3L4 212V202H3V200H2V196L3 195H1ZM15 193H16V191H15ZM19 193V192H18ZM57 193H59V191L57 192ZM60 193H61V189H60ZM80 193V192H79ZM97 193V192H96ZM134 193V192H133ZM136 193V192H135ZM263 193H264V190H263ZM4 194L6 195V193L4 192ZM62 194V193H61ZM77 194V193H76ZM76 194H74V195H76ZM83 194H86V193H83V192H81V194H77L78 195V198L80 197V198H82V196H80V195H83ZM105 194V193H104ZM128 194V193H127ZM130 194V193H129ZM136 194H138V193H136ZM256 194V193H255ZM20 195V194H19ZM18 195V196H19ZM47 195V194H46ZM46 195L45 196H43V197H46ZM51 195H52V193H51ZM63 195V194H62ZM62 195H60V198H61V196ZM76 195V196H77ZM91 195H94L95 197H96V195L95 194H90V196ZM48 196H50V195H48ZM68 196H71V195H68ZM84 196H86L88 199H89V197H88V195H84ZM83 196V197H84ZM140 196V195H139ZM20 197V196H19ZM34 197V196H33ZM59 197V196H58ZM63 198L62 199H66V198H64V196H62ZM66 197H67V195H66ZM75 197V196H74ZM112 197V196H111ZM128 197V196H127ZM134 197V196H133ZM141 197V196H140ZM256 197V196H255ZM8 198V197H7ZM11 198V197H10ZM15 199V197H12V199ZM22 198V197H21ZM54 198V197H53ZM73 198V197H72ZM135 198H137V196L135 195ZM6 199V198H5ZM11 199V200H12ZM13 199V200H14ZM51 199H52V197H51ZM71 198L69 197V200H66V201H71L70 200ZM75 199V198H74ZM74 199H72V200H74ZM85 199V198H84ZM95 199V198H94ZM11 201L12 202V204H14V201ZM45 200V199H44ZM50 200V199H49ZM53 200V199H52ZM57 200V199H56ZM82 200H83V198H82ZM126 200V199H125ZM7 201V200H6ZM5 201V202H6ZM16 201H17V199H16ZM58 201V200H57ZM76 201V200H75ZM78 201H81V200H78ZM88 201V200H87ZM121 201V200H120ZM230 201V200H229ZM257 201V200H256ZM29 203H30V201H28ZM54 202H56V201H54ZM64 202V201H63ZM132 202V201H131ZM130 202V203H131ZM16 203V202H15ZM44 203V202H43ZM57 203V202H56ZM66 202H64V206L65 205H67V204H65ZM72 203H74L73 201H72ZM71 203V204H72ZM82 203H83V201H82ZM81 203V204H82ZM91 203V202H90ZM124 203V202H123ZM232 204H233V202H231ZM259 203H261V202H259L258 201V204ZM41 204V203H40ZM87 204V203H86ZM118 204V203H117ZM121 204V203H120ZM125 204V203H124ZM225 204V203H224ZM257 204V203H256ZM257 204V207H259V208H261L259 205ZM16 205V204H15ZM56 205V204H55ZM60 205V204H59ZM88 206H89V204H87ZM119 205V204H118ZM128 205V204H127ZM167 205V204H166ZM171 205V204H170ZM229 205H230V202H229ZM263 205V204H262ZM11 206V205H10ZM9 206V208L11 209V207ZM63 206V207H64ZM70 206V205H69ZM82 206V205H81ZM95 206V205H94ZM93 206V207H94ZM129 206V205H128ZM128 206H126V207H128ZM157 206V205H156ZM179 206V205H178ZM8 207V206H7ZM18 206H16V208H15V206L13 207V209L15 208L16 210H18V211H14L16 214V218L15 219H13L14 217H9L10 215H8V218H10V220H9V222L8 221H3L2 219H0V226L1 227H3L4 229H6L7 230V226L9 225H12L13 227H14V233L16 234V235H18V236H20L24 241H26L29 245H31V246H33V247H36L37 246V241L34 239V237H33V234H34V232H36L37 231V228H36V222L35 221H29V220H26V218H25V214L23 215L22 213H24L23 212V210H22V213H21V211L19 210V208H17ZM45 207V206H44ZM58 207V206H57ZM56 207V208H57ZM60 207V206H59ZM58 207V208H59ZM62 207V208H63ZM78 207V206H77ZM76 207V208H77ZM92 207V206H91ZM100 207V206H99ZM98 207V208H99ZM120 207H123V206H120ZM126 207H125V210H126ZM183 207V206H182ZM257 207H255L256 209H258ZM262 207H264V205L262 206ZM79 208H81L80 207V205H79ZM97 208V209H98ZM118 208V207H117ZM129 208V207H128ZM127 208V209H128ZM146 208V207H145ZM145 208H142V209H145ZM154 208H155V206H154ZM164 208V207H163ZM169 208V207H168ZM174 208V207H173ZM178 208V207H177ZM176 207H175V211H176V209H177ZM226 208V207H225ZM235 208V207H234ZM43 209H45V208H43ZM42 209V210H43ZM60 209V208H59ZM63 209H65L66 210V208H63ZM100 209H101V207H100ZM157 209V208H156ZM248 209V208H247ZM246 209V210H247ZM9 210V209H8ZM40 210H41V208H40ZM62 210V209H61ZM72 210V209H71ZM87 210V209H86ZM95 210V209H94ZM139 210V209H138ZM147 209H145V211H146ZM158 210V209H157ZM157 210L155 211L156 213H157ZM164 210V209H163ZM172 210H174V209H172ZM245 210V209H244ZM262 210L263 209H259L258 211L260 212V214H263L262 213ZM46 211V210H45ZM48 211V210H47ZM56 211V210H55ZM78 211V210H77ZM96 211V210H95ZM100 211V210H99ZM174 211V212H175ZM189 211V210H188ZM9 212V211H8ZM72 212H76L75 210L74 211H71V213ZM92 212H94V211H92ZM97 212V215H98V211H96ZM165 212H166V208H165ZM168 212V211H167ZM166 212V213H167ZM181 212V211H180ZM179 212V213H180ZM183 212V211H182ZM182 212H181V214H182ZM239 212H241V211H239ZM11 213H13V212H10V214ZM52 213V212H51ZM56 213H57V211H56ZM70 213V214H71ZM79 213V212H78ZM77 213V214H78ZM105 213V212H104ZM104 213H102V214H104ZM113 213H114V216H115V212L113 211ZM118 213V212H117ZM119 213H120V211H119ZM123 213V212H122ZM126 213V212H125ZM135 213V212H134ZM140 213H142L141 211H140ZM156 213H154V214H156ZM159 213H161V212H159ZM177 213V212H176ZM175 213V214H176ZM179 213H178V215H179ZM245 213H247V212H245ZM245 213H243V215L245 214ZM250 212H248V214H249ZM14 214V213H13ZM47 214V213H46ZM46 214H45V216H46ZM86 214V213H85ZM100 214V213H99ZM172 214V213H171ZM195 214V213H194ZM226 214V216H228L227 214H228V212L227 213H225ZM225 214L223 213V216L222 215H220V216H222L221 217V219H222V224H223V226L224 227H222V229H220V230H218V234L216 233V235H217V237H219L220 238V240L221 239H223V241L224 240H227V239H230V238H233V239H235L234 241H239V240H241L242 239V237H249V236H251L252 235V233H251V229L252 228H254V231H253V233H257V229L259 228V221H250L249 219H247V218H249V217H245L246 216V214H245V216H243V217H245L246 218V220L247 221H250V223H247V222H244L243 220L244 219H242V220H240L239 222H238V218L236 217L237 215H238V213L237 212H235V218H237V219H234V214H230L229 215V217H233V218H230V219H232V220H234V221H231L228 217H226L229 221H227L226 219L225 220H223V218L225 217ZM49 214H47V216H48ZM54 215V214H53ZM83 215V214H82ZM89 215V214H88ZM117 215V214H116ZM122 215V214H121ZM128 215H130V214H128ZM161 215H163V214H161ZM241 215H242V213H241ZM250 215V214H249ZM4 216V215H3ZM85 216H87V215H85ZM90 216V215H89ZM95 216H96V213H95ZM118 216V215H117ZM119 216H120V214H119ZM125 216H127L126 214H125ZM154 216V215H153ZM169 216V215H168ZM181 216V215H180ZM262 216H264V215H262ZM122 217H124V215L122 216ZM140 217H141V215H140ZM148 217V216H147ZM156 217V216H155ZM195 217V216H194ZM254 217V216H253ZM257 217L258 218H260L259 217V215L257 214ZM257 217H255L256 219H258ZM7 218V217H6ZM8 218L6 219V220H8ZM13 220H12V219ZM28 218V217H27ZM40 218V217H39ZM54 219H55V217H53ZM52 218V219H53ZM57 218V217H56ZM70 218H71V216H70ZM105 218H106V216H105ZM146 218V217H145ZM158 218V217H157ZM184 218V217H183ZM183 218H182V220H183ZM191 218V217H190ZM196 218V217H195ZM261 218H263V217H261ZM47 219H49V216L47 217ZM92 219V218H91ZM113 219H114V217H113ZM115 219H116V217H115ZM119 219H121V217L119 218ZM136 219V218H135ZM148 219V218H147ZM176 219H177V217H176ZM192 219V218H191ZM191 219H189V220H191ZM196 219H198V217L196 218ZM195 219V220H196ZM264 219V218H263ZM72 220V219H71ZM78 219H76V221H77ZM93 220V219H92ZM137 220V219H136ZM150 220H152V219H150ZM260 220V219H259ZM133 221V220H132ZM142 221V220H141ZM193 221V220H192ZM237 221V222H236ZM260 221H262L263 223H264V221L263 220H260ZM47 222V221H46ZM55 222H57V221H55ZM66 222V221H65ZM71 221H69V223H70ZM73 222H75L74 220H73ZM72 222V224L71 225H73L74 223ZM118 222V221H117ZM183 222H184V220H183ZM194 222H196V221H194ZM219 222V221H218ZM49 223V222H48ZM58 223V222H57ZM61 223V222H60ZM111 223V222H110ZM122 223V222H121ZM132 223V222H131ZM141 223V222H140ZM180 223V222H179ZM202 223V222H201ZM205 223H206V220H205ZM204 223V224H205ZM211 224L212 223H215L214 221L213 222H210ZM49 224H51V223H49ZM59 224V223H58ZM67 224V223H66ZM100 224H101V222H100ZM119 224V223H118ZM165 224V223H164ZM181 224H183V223H181ZM207 224V223H206ZM206 224H205V226H206ZM217 225L218 224H220V223H216ZM61 225V224H60ZM106 224L104 223V226H105ZM195 225V224H194ZM210 225V224H209ZM250 225H252V226H254V227H251ZM8 226V227H9ZM103 226V227H104ZM106 226H108V225H106ZM132 226V225H131ZM138 226V225H137ZM183 226V225H182ZM185 226V225H184ZM190 226V225H189ZM221 226V225H220ZM58 227V226H57ZM75 227V226H74ZM84 227H85V225H84ZM117 227H118V225H117ZM117 227H116V229H117ZM121 227V226H120ZM136 227V226H135ZM140 227V226H139ZM201 227V226H200ZM209 227V226H208ZM215 227H216V225L214 226V229H215ZM264 227V226H263ZM44 228V227H43ZM48 228L52 231V229H51V226H49L48 225ZM47 228V229H48ZM54 228V227H53ZM56 228V227H55ZM107 228V227H106ZM144 228V227H143ZM157 228V227H156ZM155 228V229H156ZM197 228V227H196ZM202 228V227H201ZM201 228H200V230H201ZM212 228V231H217V229H215V230H213V226L211 227ZM256 228V229H255ZM262 228V227H261ZM46 229V228H45ZM78 229V228H77ZM108 229V228H107ZM115 229V230H116ZM139 229H141V227L139 228ZM154 229V230H155ZM207 229H209V228H207ZM263 230H264V228H262ZM13 230V229H12ZM56 232H57V230L56 229H54ZM90 230V229H89ZM97 230V229H96ZM95 230V231H96ZM106 230V229H105ZM104 230V231H105ZM192 230V229H191ZM200 230H199V232H200ZM3 231V230H2ZM62 231V230H61ZM74 231V230H73ZM94 231V230H93ZM95 231H94V233H95ZM98 231V230H97ZM100 231V230H99ZM107 231V230H106ZM141 231V230H140ZM195 231V230H194ZM197 231V230H196ZM75 232V231H74ZM108 232V231H107ZM156 232V231H155ZM155 232H153V233H155ZM202 232V231H201ZM7 233H8V231H7ZM9 233H11L10 231H9ZM54 233V232H53ZM67 233H69V232H67ZM70 233H71V231H70ZM85 233V232H84ZM99 233V232H98ZM100 233H102V232H100ZM104 233V232H103ZM109 233V232H108ZM116 233V232H115ZM152 233V232H151ZM157 233V232H156ZM155 233V234H156ZM75 234H77V233H75ZM79 234V233H78ZM80 234H82V233H80ZM90 234H91V232H90ZM138 234V233H137ZM195 234H196V232H195ZM198 234V233H197ZM215 234V232H213V233H211V235H210V238H212L211 236H213ZM258 234H259V232H258ZM262 235H263V233H261ZM69 235V234H68ZM88 235H89V233H88ZM92 235H93V233H92ZM130 235V234H129ZM132 235H135V234H132ZM139 235V234H138ZM140 235H141V233H140ZM142 235H143V233H142ZM153 235V234H152ZM194 235V234H193ZM201 234H199V236H200ZM208 235V234H207ZM215 235V236H216ZM6 236V235H5ZM87 236V235H86ZM124 236V235H123ZM137 236V235H136ZM144 236V235H143ZM142 236V237H143ZM182 236V235H181ZM186 236V235H185ZM189 236V235H188ZM234 236V237H233ZM254 236V235H253ZM258 236V235H257ZM264 236V235H263ZM0 237H2V236H0ZM69 237H71V236H69ZM89 237V236H88ZM119 237V236H118ZM122 237V236H121ZM127 237V236H126ZM132 237H134V236H132ZM149 237H151V236H149ZM183 237V236H182ZM193 237H195V236H193ZM198 237V236H197ZM259 237V236H258ZM5 238V237H4ZM12 238V237H11ZM128 238V237H127ZM127 238H125V239H127ZM190 238H192V237H190ZM5 239H7V238H5ZM73 239V237H71L70 238V240H72ZM91 238H89V240H90ZM116 239V238H115ZM124 239V240H125ZM144 239V238H143ZM146 239H147V237H146ZM173 239H175V238H173ZM183 239V238H182ZM187 239V238H186ZM196 239V238H195ZM203 239V238H202ZM201 239V240H202ZM218 239V238H217ZM247 239V238H246ZM263 238H261L260 237V240L261 241H264V240H262ZM15 240V239H14ZM52 240H54V239H52ZM60 241V238L59 239H57V241ZM68 240V239H67ZM75 239H73V241H74ZM190 240V239H189ZM189 240H188V242L186 243H184V242H182L181 243V248L182 249H180L179 251H178V253L176 252L175 254V257H173L174 258V261H170V262H172V263H170V264H190V262H188V261H186L185 260V257H186V254H189V255H191V258H192V261H191V264H219L217 261L215 262H213V259L214 258H216V256L215 255H213V256H211L210 257V259L208 258V257H206L205 255H204V253H202V249L204 248H202L201 249V247L200 246H197V245H195L196 243H194L193 245H192V242L191 243H189ZM197 240V239H196ZM204 240V239H203ZM213 240H216V239H213ZM13 241V240H12ZM47 241V240H46ZM56 241V242H57ZM75 241H77V240H75ZM85 241H87V240H84V242ZM99 241V240H98ZM118 241H119V239H118ZM142 241V240H141ZM140 241V242H141ZM148 241V240H147ZM156 241V240H155ZM190 241H192V240H190ZM211 241V240H210ZM218 241V240H217ZM6 241H2V239L0 240V250H3L5 253H9V254H11V253H13V251H14V249L12 248V246L11 245H9V244H7V243H5ZM18 241H16V243H17ZM20 242V241H19ZM22 242V241H21ZM63 242V241H62ZM72 242V241H71ZM92 242V241H91ZM90 242V243H91ZM134 242V241H133ZM152 242V241H151ZM168 242V241H167ZM181 242V241H180ZM204 242V241H203ZM203 242H202V244H203ZM209 242V241H208ZM212 242V241H211ZM221 242V241H220ZM225 242V241H224ZM230 242V241H229ZM241 242H243V240L241 241ZM49 243V242H48ZM58 243V242H57ZM59 243H61V242H59ZM64 243H66V240H65V242ZM99 243V242H98ZM118 243V242H117ZM138 243V242H137ZM153 243V242H152ZM198 243V242H197ZM238 242H236V244H237ZM248 243H250L249 241H248ZM22 244V243H21ZM25 244V243H24ZM62 244V243H61ZM61 244H60V246H61ZM85 244V243H84ZM93 244V243H92ZM101 244V243H100ZM141 244V243H140ZM139 244V245H140ZM165 244H167L166 242H165ZM205 244H211V243H206V241H205ZM219 244H221V243H219ZM225 244V243H224ZM228 243L226 242V245H227ZM231 244V243H230ZM235 244V246H237ZM238 244H240V243H238ZM256 244H258V243H256ZM17 245V244H16ZM53 245H55V244H53ZM68 245V244H67ZM71 245H73V242H72V244ZM70 245V247H69V250H70V248L72 247ZM78 245V244H77ZM80 245H81V243H80ZM96 245H98L97 243H96ZM103 245V244H102ZM123 245V244H122ZM128 245V244H127ZM138 245V246H139ZM199 245H201V242L199 243ZM225 245V246H226ZM59 246V247H60ZM84 246V245H83ZM89 246V245H88ZM131 246H133L132 244H131ZM156 246H157V243H156ZM170 247H169V249H168V251H171L172 249H176L179 245L178 244H176V243H174V242H172L171 241V244L169 245ZM177 246V247H176ZM208 246V245H207ZM211 246H213V244L211 245ZM216 246V245H215ZM221 247H222V244L220 245ZM241 246V245H240ZM24 247H26V246H24ZM58 247V248H59ZM63 247V245L61 246V248ZM82 247V246H81ZM97 247H99V246H97ZM117 247V246H116ZM128 247V246H127ZM165 247H166V245H165ZM175 247V248H174ZM218 247V246H217ZM239 247V246H238ZM20 248H22V247H20ZM60 248V249H61ZM73 248V247H72ZM91 248V247H90ZM101 248V247H100ZM103 248V247H102ZM115 248V247H114ZM113 248V249H114ZM129 248V247H128ZM151 248V247H150ZM155 250H156V248L155 247H153ZM211 249H212V247H210ZM213 248H216V247H213ZM253 248V247H252ZM23 249V248H22ZM25 249V248H24ZM57 249V248H56ZM139 249V248H138ZM179 249V248H178ZM221 250H222V248H220ZM220 249H219V247H218V250L220 251ZM227 249V248H226ZM237 249V248H236ZM239 249V248H238ZM237 249V250H238ZM257 249V248H256ZM256 249H254V250H256ZM39 250L40 251H42V254H43V252H44V249L43 248H41V247H39ZM65 250H67V249H65ZM65 250H64V252H65ZM69 250H67V251H69ZM86 250V249H85ZM121 250V249H120ZM130 250V249H129ZM128 250V251H129ZM149 250V249H148ZM152 250V249H151ZM208 250V249H207ZM215 250H217V248L215 249ZM230 250H233V248L232 249H230ZM240 250V249H239ZM238 250V251H239ZM260 250V249H259ZM34 251V250H33ZM54 251H56V250H54ZM57 251H58V249H57ZM78 251V250H77ZM81 251V250H80ZM79 251V252H80ZM123 251V250H122ZM133 251V250H132ZM136 251V250H135ZM159 251V250H158ZM157 250H156V252H158ZM176 251V250H175ZM204 251V250H203ZM208 251H210V250H208ZM213 251V250H212ZM219 251H217V252H219ZM228 251V250H227ZM226 251V252H227ZM263 251H264V249H263ZM47 252V251H46ZM60 252H63V251H60ZM59 251L57 252V253H60ZM85 252V251H84ZM97 252V251H96ZM134 252V251H133ZM167 252V249H165L164 247H162V248H160V251H159V253L160 254H162V255H164L165 253ZM172 252V251H171ZM170 252V253H171ZM174 252V251H173ZM223 252V251H222ZM231 252V251H230ZM229 252V253H230ZM240 252V251H239ZM38 253V252H37ZM66 253V252H65ZM78 253V252H77ZM92 253V252H91ZM119 253V252H118ZM130 253V252H129ZM135 253V252H134ZM136 253H138V252H136ZM159 253H157V254H159ZM251 253V252H250ZM252 253H254V252H252ZM261 253V252H260ZM260 253H257V254H260ZM32 254V253H31ZM34 254V253H33ZM36 254V253H35ZM41 254V255H42ZM46 254V253H45ZM47 254H49V253H47ZM56 254V253H55ZM55 254H53V255H55ZM78 254H80V253H78ZM89 254V253H88ZM143 254H145V253H143ZM238 254V253H237ZM245 254V253H244ZM248 254H249V252H248ZM261 254H263V253H261ZM39 255V254H38ZM37 255V256H38ZM50 255V254H49ZM86 255V254H85ZM148 255H150V254H148ZM174 255V254H173ZM173 255H171V257L173 256ZM226 255V254H225ZM230 256H231V253L229 254ZM233 255V254H232ZM241 255V254H240ZM243 255V254H242ZM42 256H44V254L42 255ZM48 256V255H47ZM92 256H93V254H92ZM95 256V255H94ZM147 256V255H146ZM234 256V255H233ZM239 256V255H238ZM246 256V255H245ZM253 257L252 258H254V256L256 257V255H252ZM30 257V256H29ZM49 257H51V256H49ZM62 257V256H61ZM69 257V256H68ZM73 257H74V255H73ZM83 257V256H82ZM82 257H81V259H82ZM103 257V256H102ZM107 257V256H106ZM105 257V258H106ZM139 257H141V256H139ZM150 257H152V256H150ZM236 257H237V255H236ZM247 257V256H246ZM249 257H251V255H249ZM54 258V257H53ZM98 258V257H97ZM157 258V257H156ZM158 258H160V257H158ZM211 258H213V259H211ZM220 258H221V256H220ZM226 258V257H225ZM245 258V257H244ZM251 258V259H252ZM26 259V256L24 255V258H21V257H13L12 258V264H23L22 263V260H25ZM34 259H35V256H34ZM38 259V258H37ZM89 260H91L90 258H88ZM104 259V258H103ZM107 259V258H106ZM108 259H110V258H108ZM141 259V258H140ZM189 259V258H188ZM247 259L249 260V258L247 257ZM250 259V260H251ZM262 259H264V258H261V260ZM36 260V259H35ZM35 260H33V261H35ZM54 260V259H53ZM70 260V259H69ZM73 260V259H72ZM124 260V259H123ZM136 260H138V259H136ZM160 260V259H159ZM210 260H212V262L213 263H210L211 261ZM248 260H246L245 262H248ZM249 260V261H250ZM32 261V262H33ZM37 261V260H36ZM43 261V260H42ZM48 261V260H47ZM57 261V260H56ZM87 261V260H86ZM96 261V260H95ZM107 261H109V260H107ZM145 261V260H144ZM154 261V260H153ZM161 261V260H160ZM162 261H164V260H162ZM210 261V262H209ZM227 261V260H226ZM233 260L231 259V262H232ZM235 261V260H234ZM239 261H241L240 260V258H239ZM238 261V262H239ZM244 260H242V262H243ZM263 261V260H262ZM31 262V263H32ZM44 262H46V261H44ZM68 262V261H67ZM71 261H69L68 263H70ZM93 262H94V260H93ZM120 262V261H119ZM126 262V261H125ZM159 262V261H158ZM209 262V263H208ZM251 262V261H250ZM34 263V262H33ZM32 263V264H33ZM52 263V262H51ZM57 263V262H56ZM62 263V262H61ZM66 263V262H65ZM78 263H79V261H78ZM97 263V262H96ZM105 263V262H104ZM111 263V262H110ZM109 263V264H110ZM117 263V262H116ZM140 263V262H139ZM149 263V262H148ZM162 263H164V262H162ZM233 263V262H232ZM231 263V264H232ZM258 263V262H257ZM41 264V263H40ZM55 264V263H54ZM84 264V263H83ZM88 264V263H87ZM94 264H95V262H94ZM124 264H126V263H124ZM128 264V263H127ZM132 264V263H131ZM138 264V263H137ZM156 264V263H155ZM160 264V263H159ZM164 264H168V263H164ZM238 264V263H237ZM242 264H248V263H242Z\"/></svg>",
    "mask_w": 264,
    "mask_h": 264
}]
</instances>
